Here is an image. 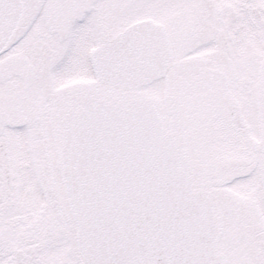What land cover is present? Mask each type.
<instances>
[{
	"label": "snow or ice",
	"instance_id": "1",
	"mask_svg": "<svg viewBox=\"0 0 264 264\" xmlns=\"http://www.w3.org/2000/svg\"><path fill=\"white\" fill-rule=\"evenodd\" d=\"M0 264H264V0H0Z\"/></svg>",
	"mask_w": 264,
	"mask_h": 264
}]
</instances>
